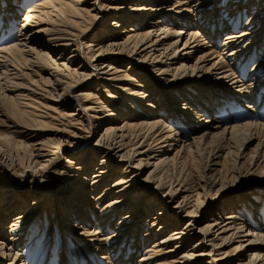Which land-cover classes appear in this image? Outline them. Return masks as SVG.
<instances>
[{"label":"bare ground","instance_id":"bare-ground-1","mask_svg":"<svg viewBox=\"0 0 264 264\" xmlns=\"http://www.w3.org/2000/svg\"><path fill=\"white\" fill-rule=\"evenodd\" d=\"M255 3L0 1V264H264Z\"/></svg>","mask_w":264,"mask_h":264},{"label":"rangeland","instance_id":"rangeland-1","mask_svg":"<svg viewBox=\"0 0 264 264\" xmlns=\"http://www.w3.org/2000/svg\"><path fill=\"white\" fill-rule=\"evenodd\" d=\"M0 1H2V0H0ZM26 1L25 2H23L22 3V6L24 7L25 5H26ZM258 3V0H256V3L255 4H257ZM127 6V5H126ZM256 9H257V6L256 5H254L253 6V9L249 12V13H247V14H245V16L242 18V20H241V22H243L244 23V21H245V19H246V17H248V16H250V15H252V14H254V12H256ZM22 16H23V14L22 13H20V15H19V17H18V20L16 21V26L14 25L13 26V28H12V30H13V32H12V35L11 36H2V33L0 34V36H2V38L3 39H6V40H8V41H10V42H14V38H15V36L17 35V31H18V25L20 24V19L22 18ZM19 21V22H18ZM223 34H225V33H223ZM222 34V35H223ZM7 35V34H6ZM220 41H221V36H219V38L216 40V47L215 48H218L219 47V45H220ZM262 51L263 50H261V52H260V56L262 55ZM260 56H257V57H255V59L247 66V67H245V72L246 71H248L249 70V68L251 67V65H253L257 60H258V58L260 57ZM119 70H121L122 72H124V73H126V74H128V75H132L131 74V71L130 70H128V71H126V65H124L123 67H121V68H119ZM124 93V92H123ZM121 95H123V94H121ZM120 99H126L124 96L123 97H119ZM232 103V102H231ZM232 105H233V103H232ZM130 107L131 108H133L134 110H136L137 112H139V113H141V115H144V113H143V109H142V106L141 107H138L137 106V104H131L130 105ZM128 108V107H127ZM238 107H236V106H234V108L232 109V111H236V113L234 114V120L235 121H237V120H240L241 118H242V114H243V112L244 111H242L241 109H239ZM237 110H238V112H237ZM259 114H261L262 116H264V108L262 109V111H259L258 112ZM142 116H139V117H137V118H139L140 120H143L142 118H141ZM231 121H233V120H231ZM230 122V121H229ZM3 124H1L0 123V133H2V131L4 130L3 128ZM187 134H189V133H187ZM188 137L190 136V134L189 135H187ZM254 146H255V142H253L248 148H247V150H245V153H247V152H250L253 148H254ZM175 147H173V149H174ZM166 149V148H165ZM84 150V149H83ZM206 158V156H203L202 158H200V159H191V158H189L188 160H187V162H186V165H185V167H186V170H187V172L188 173H185L184 172V170H183V173H184V175H185V177L186 176H191L192 178H196V176H198L200 173H201V170L203 169V167H204V164H205V159ZM228 161H226V165H227V168H228V170L229 171H231L233 168H234V161H235V159H234V154H232V155H230V156H228V158H226ZM97 160H99V159H97ZM62 161V160H61ZM244 165L246 166L247 164H246V161L244 162ZM184 167V168H185ZM146 173V172H145ZM143 174V176L141 177V179L142 178H144V176L146 175V174ZM236 177V176H235ZM258 177V176H257ZM4 178V177H3ZM244 178V177H243ZM238 181V180H237ZM236 181V182H237ZM259 181H261V180H258V178H255V179H251V180H248V181H245L244 183H250L251 182V184H260V183H262V182H259ZM247 186V187H246ZM245 187L246 188H249V189H251V190H247V189H244V190H242V191H240V192H237V195L236 196H234V195H231L230 197H227L226 199H224L223 201H221L220 203H219V205H223V204H225V202H227V201H229V200H231V199H233V198H241V197H243L244 195H246V194H250V193H252V194H258L259 195V197L260 196H262V197H264V191L262 190V189H259V187H256V185H246ZM258 188V189H257ZM257 197H255V199H256ZM257 199H259V198H257ZM97 216H98V213H97ZM263 216H264V212H263ZM183 222H185V221H183ZM261 223H262V221H261ZM182 225V224H181ZM262 225H263V223H262ZM43 239L44 238H42V239H40L41 241L39 242V243H41L42 241H43ZM142 239V238H141ZM232 248V247H231ZM231 248H229L228 250H230ZM142 251V250H141ZM138 257H140V253L137 255V258ZM87 258V257H86ZM89 262H91V261H89ZM87 264V263H86ZM91 264V263H90ZM100 264H104V263H100Z\"/></svg>","mask_w":264,"mask_h":264}]
</instances>
